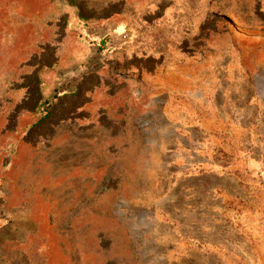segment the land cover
<instances>
[{
	"label": "rangeland",
	"instance_id": "374dc122",
	"mask_svg": "<svg viewBox=\"0 0 264 264\" xmlns=\"http://www.w3.org/2000/svg\"><path fill=\"white\" fill-rule=\"evenodd\" d=\"M0 264H264V0H0Z\"/></svg>",
	"mask_w": 264,
	"mask_h": 264
},
{
	"label": "crops",
	"instance_id": "0c3cea01",
	"mask_svg": "<svg viewBox=\"0 0 264 264\" xmlns=\"http://www.w3.org/2000/svg\"><path fill=\"white\" fill-rule=\"evenodd\" d=\"M106 26H107V25L100 26V27H98L97 29H95V30L92 31V32L95 33V34L102 35V34L105 33V27H106ZM84 28H85V27H84Z\"/></svg>",
	"mask_w": 264,
	"mask_h": 264
},
{
	"label": "trees",
	"instance_id": "16d2710c",
	"mask_svg": "<svg viewBox=\"0 0 264 264\" xmlns=\"http://www.w3.org/2000/svg\"><path fill=\"white\" fill-rule=\"evenodd\" d=\"M102 41H105V39H104V40H103V39H102V40H100V42H99V44H100V45H102V44H101V43H102ZM48 96H49V95H48V93H46L44 97H45V98H48ZM41 117H42V116H41ZM41 117H40V118H41Z\"/></svg>",
	"mask_w": 264,
	"mask_h": 264
}]
</instances>
